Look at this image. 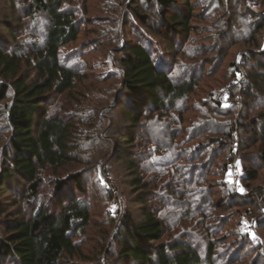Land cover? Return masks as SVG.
Returning a JSON list of instances; mask_svg holds the SVG:
<instances>
[{
	"label": "trees",
	"instance_id": "trees-1",
	"mask_svg": "<svg viewBox=\"0 0 264 264\" xmlns=\"http://www.w3.org/2000/svg\"><path fill=\"white\" fill-rule=\"evenodd\" d=\"M68 1L26 0L21 16L27 20L26 26L20 33L8 27L3 44L0 41V107L4 108L9 132L0 183L6 190L17 185L20 193L11 197L12 207L25 200L30 208L28 214L19 212L7 216L8 210L0 205V220L7 216L6 221L0 223L3 230L0 233V261L3 263L0 264H5L7 259L9 264H64L73 259L85 260L78 239L89 232L92 209L84 177L77 167L87 164L100 167L101 175L109 184L122 185L129 180L126 184L136 194L134 205L140 208H128L121 213L114 244L104 251L105 257L115 256L116 261L124 264L241 263L240 256L217 257V245L224 242L213 240L214 233L217 235L220 231L213 226L206 227L208 211L212 208L210 190L195 189L194 186H199L197 177L187 185L177 177H173L171 183L162 184L159 170L166 163L163 165L162 156L158 157L149 146L156 144L162 149L169 146L167 150H170L182 133L180 130L169 133L175 124L172 115L176 113L183 122V105L196 95L206 78V66L210 62L202 56L208 52L198 47L190 53L187 49L181 51L193 41L194 35H200L197 25L207 23L205 31L210 28L212 37H216L213 50L222 58L220 67L232 48L241 43L253 45L264 54V0L244 1L254 9L248 12L252 26L242 39L222 41L224 45L219 42L227 38L234 27L231 6L235 4L233 10H239L240 0L200 3L203 11H198V1L143 0L147 7L153 8L149 12L139 9L141 0H133L128 12L149 34L136 33L131 39L127 34L121 39V45L115 47L107 33V39L99 37L93 45L94 49L107 45L110 50H116L117 57L113 60L118 69L112 78L121 84L117 91L120 98L116 101L125 102L116 103L107 116L104 111L93 119L83 118L74 110L66 112L59 105L62 100L76 101L82 92L79 85L84 81L80 69L62 57L63 50L76 44L81 35L77 12L66 8ZM120 1L109 0L105 6L110 11L113 7L122 8L125 0ZM9 2L14 8V1ZM244 2L242 11L246 12ZM15 17L14 14L11 20L18 23ZM152 20L155 21L151 24ZM113 32L116 39L123 35L116 30ZM27 37L31 40L24 42ZM157 38L161 40L159 44L154 41ZM251 51L244 48L230 64L231 79L240 76L239 55L246 53L243 67L248 77L247 89L241 94L249 98L264 96V64L257 61L250 70V63L256 62L255 57H250ZM234 96L236 94L227 88L215 97L214 104L220 111L218 117L228 121L222 135L236 149V138L242 128L240 119H234L238 113L233 108L238 103L228 108L224 106L225 99ZM113 112L117 114L115 118ZM156 116L155 124L146 123ZM261 119L264 122V116ZM161 121L165 126L157 124ZM258 129L254 133L258 139L253 145H258V159L264 167V123ZM246 170L241 190L235 193L236 200L245 198L247 192L251 194L253 190L248 184L258 180L257 170ZM167 176L170 178L169 174ZM46 188L50 190L45 191ZM69 188L72 192L67 194ZM165 190V195H161ZM252 195L254 200L260 198V195ZM198 197H202L200 207H196ZM174 202L183 204L186 216L201 217L198 233L187 231L165 239L168 231L161 216L168 206L176 204ZM178 225V222L173 225L177 233Z\"/></svg>",
	"mask_w": 264,
	"mask_h": 264
},
{
	"label": "rangeland",
	"instance_id": "rangeland-1",
	"mask_svg": "<svg viewBox=\"0 0 264 264\" xmlns=\"http://www.w3.org/2000/svg\"><path fill=\"white\" fill-rule=\"evenodd\" d=\"M9 1H14V8H12L13 6ZM107 1L109 0H69L66 3V8L77 12L81 35L76 44L63 50L62 57L65 61L69 60L71 65L80 69L84 81L82 86L79 85L82 92L76 101L62 100L59 105L65 109L64 111L74 110L87 119H93L96 115L99 117L100 113L104 111H106L107 116L113 106L115 108L116 103H125L116 101L120 98L117 91L120 89L121 84L118 79L112 78L116 69H118V64L113 60L117 57L116 50H110L107 45L94 49L93 45L100 38L107 39V33H109L108 37H112V46L115 47L121 45V39L123 37L125 39L127 34L131 35L128 39L133 38V35L140 32L146 34L145 36L149 34L144 27H139L138 23L135 22L134 15L128 12L133 0H125L122 8L113 7L114 9L112 8L111 11L105 6ZM115 1L121 2L120 0ZM197 1L199 3L197 5L198 11H201L203 7L200 3H210L211 0H192L193 3H197ZM244 1L240 0L242 4L238 5L240 6L239 10H233L235 4L231 6L233 9H230V12L234 13L233 19H235L234 27L229 32V36L219 42L222 45L230 40L242 39L245 32H248L252 22L248 12L254 11V9L251 4ZM25 2L26 0H0V41L2 40V44L8 27L20 33L26 26L27 20L21 17L26 7ZM243 2L244 8H248L246 12L242 11ZM139 9L142 12L147 10L149 12L153 8L147 7L141 0ZM14 14L16 15L14 19L19 20L18 23L11 20ZM123 14L125 15L123 16ZM5 17L10 19L5 21ZM154 21L152 20L151 24ZM205 24L207 23L200 22L197 25L198 29L201 30L200 35H194L193 41L188 42L181 50L185 52V49H187L190 53L193 48L198 47L203 52H208L202 58L210 62L206 66V78L197 89L196 95L183 105L185 106L183 109L184 114L182 112L183 122L180 121L176 113L172 115L175 124L172 122L174 126L171 130H168L169 133L176 130H180L182 133L170 147V150H167L169 146H164V149H162L156 144L150 145L149 150L155 151L158 157L162 156L163 165L166 163L159 170L162 172L160 173L163 177L162 184L171 183L173 177H177L178 180L187 185L195 181L197 177L196 181H199V186H194V188L210 190L213 197L209 205L211 204L213 209L211 208L208 211L206 227L211 228L213 226L217 232L220 231L217 235L214 233L213 240L219 241L221 239L224 242L217 245V257L228 258L235 255L240 256L242 259L241 263L238 264H264V167L258 159V145H253L254 141L258 139L254 136V133L259 130L258 126L264 123L261 119L264 116V96L249 98L241 94L242 91L247 89L248 77L243 67L245 52L239 55L240 76L231 79L233 71L230 66L231 63L236 61L238 53L244 48H251L250 57L256 58L255 64L250 63V70L253 67L252 65L258 63L257 61L264 64V54H261L263 52L253 45L249 47L248 43H241L232 48L230 56L224 59V64L220 67L221 62L219 61L222 58L213 50V46L217 42L216 37H212L210 28L205 31ZM114 30L121 32L123 35L116 39L114 36L116 34L112 33ZM38 31L40 34L41 27ZM27 38L23 41L31 40ZM154 41L159 44L158 41L161 40L157 38ZM100 45L98 44V46ZM164 52L166 53V50ZM177 53L181 52L178 51ZM227 88L236 96L233 98L227 97L224 106L228 108L234 103H238L233 108L236 114L238 113L234 119L239 118V126L242 127L239 129V134L237 133L236 141L238 144L235 147L236 149L222 135L224 133L222 131L227 130L225 127L228 121L225 120L227 118L218 117L220 111L218 112L214 104L215 97L218 98L219 93ZM112 115L115 118L117 114L115 115V112H113ZM111 120L114 119L111 118ZM156 120L157 116L146 121V123L149 125L155 124ZM5 121L4 108L1 106L0 172L2 165L5 164L4 151L9 140V132ZM157 124L163 127L166 123L161 121ZM143 131L148 134L147 130L144 129ZM118 142L119 147H121L122 143ZM223 145L225 148H221ZM91 159L93 158L91 157ZM172 161L174 162L172 163ZM246 169L257 170L259 177L257 181L248 184L253 192H250L251 194L247 192L245 198L236 200L235 193L241 190V182L244 178L243 175L247 172ZM77 170L84 177V185L92 209V225L88 234L78 239L82 253L87 260L86 258H84L86 261L73 259L64 262V264H119L120 262L115 260V256L105 257L104 251L111 244H114V236L121 213L128 208L140 209L133 202L136 195L134 194L135 190L129 184H126L129 180H125L122 185L109 184L106 178L103 177L104 175H101V168L98 166L95 168L93 164L79 166ZM168 174L170 178L167 176ZM148 177L149 179L152 178V176ZM12 189L10 187L6 190L0 183V205L3 206L2 209L8 210L9 214L7 216L19 212L28 214L30 208L25 200H20L19 206L12 207V198L20 193L16 184L12 186ZM46 190L50 189L46 188ZM69 190L71 189L67 190V194L72 192ZM164 193H166V190L161 195ZM252 194L260 195V198L254 200ZM159 197L163 198L162 196ZM201 198L196 199V203H198L196 207L201 206ZM182 205L176 203L173 206H168L161 216L167 226L166 240L187 231L198 233L201 217L199 215L186 216V208ZM214 206H216V209ZM7 216L4 215L0 223L6 221ZM176 222L179 223V228H177L179 233L173 229ZM2 231L0 228V233ZM4 261H7L5 264H9L8 259ZM0 263H3V261H0ZM120 264H124V262Z\"/></svg>",
	"mask_w": 264,
	"mask_h": 264
}]
</instances>
